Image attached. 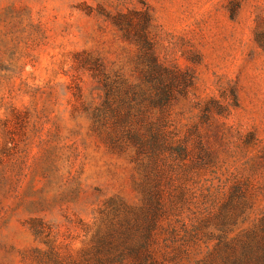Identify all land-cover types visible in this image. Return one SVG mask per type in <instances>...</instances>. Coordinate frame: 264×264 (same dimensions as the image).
I'll list each match as a JSON object with an SVG mask.
<instances>
[{"label":"rangeland","instance_id":"rangeland-1","mask_svg":"<svg viewBox=\"0 0 264 264\" xmlns=\"http://www.w3.org/2000/svg\"><path fill=\"white\" fill-rule=\"evenodd\" d=\"M0 264H264V0H0Z\"/></svg>","mask_w":264,"mask_h":264}]
</instances>
